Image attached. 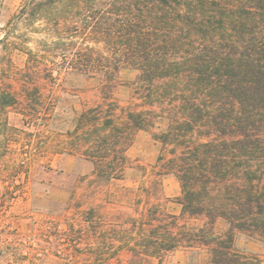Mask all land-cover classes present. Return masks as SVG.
I'll use <instances>...</instances> for the list:
<instances>
[{
    "label": "trees",
    "instance_id": "1",
    "mask_svg": "<svg viewBox=\"0 0 264 264\" xmlns=\"http://www.w3.org/2000/svg\"><path fill=\"white\" fill-rule=\"evenodd\" d=\"M38 22L41 54L16 34ZM9 26L0 80L18 76L32 116L42 107L37 85L51 84L43 107L67 138L60 153L93 168L75 205H88V216L48 231L49 250L72 241L75 264H163L176 251L191 264H264L234 249L238 233L264 242V0H22ZM123 72L136 76L125 83ZM120 87L132 92L127 105ZM88 89L93 104L79 111ZM0 101L18 98L5 90ZM142 132L160 146L157 178L116 186ZM166 175L180 183L179 213L167 209Z\"/></svg>",
    "mask_w": 264,
    "mask_h": 264
},
{
    "label": "rangeland",
    "instance_id": "2",
    "mask_svg": "<svg viewBox=\"0 0 264 264\" xmlns=\"http://www.w3.org/2000/svg\"><path fill=\"white\" fill-rule=\"evenodd\" d=\"M21 3L22 0H0V38L8 32L11 26L9 24ZM35 27L37 31L28 29L25 35V29L19 25L16 27V34L24 35L26 46L41 54L46 35L41 32V23L38 22ZM14 59V66L18 68L13 67V71L19 74L23 61L17 57ZM135 76L131 72L121 74L125 83L133 81ZM37 86H40L42 94V107L32 116L26 107L28 101L24 96L18 95L24 89L18 76L0 80V93L10 91L18 98V101L6 108L0 104V264H75L74 259L81 260V257H74V251L69 247L72 241H64L58 247L55 242L54 246L57 248L49 250L50 246L44 242V235L54 229H68L69 224L84 222L89 206L85 204L79 211L75 205L83 198L84 190L90 188L93 168L91 163L78 156L60 153L69 148L67 138L56 123L54 126L48 124L43 107L51 84L47 86L41 82ZM86 86L92 85L86 83ZM57 89L56 95L59 92V88ZM115 97L121 105H127L132 92L129 87H120ZM94 99V92L88 89L81 100H76L77 109L82 111L84 106L92 105ZM159 152L160 146L153 141L151 135L140 133L129 150L130 165L124 179L117 182L116 186L138 187L143 180L151 182L157 178L158 169L155 166ZM160 180L167 190L164 193L167 209L179 213L176 199L181 194V186L178 179L174 175H166ZM227 229L225 222H219V232ZM45 246L47 250H43ZM59 248L64 251L57 252ZM234 249L264 261V242L251 239L243 233L237 234ZM63 253H70V262L65 260ZM57 254L59 258L56 257ZM120 262L128 264L129 260L124 256L121 260H113L112 264ZM163 264H191V257L185 251H176L168 254Z\"/></svg>",
    "mask_w": 264,
    "mask_h": 264
},
{
    "label": "crops",
    "instance_id": "3",
    "mask_svg": "<svg viewBox=\"0 0 264 264\" xmlns=\"http://www.w3.org/2000/svg\"><path fill=\"white\" fill-rule=\"evenodd\" d=\"M167 192V190L166 189H164V193H166Z\"/></svg>",
    "mask_w": 264,
    "mask_h": 264
}]
</instances>
